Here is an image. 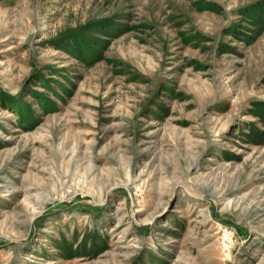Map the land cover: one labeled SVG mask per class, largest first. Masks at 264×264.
Listing matches in <instances>:
<instances>
[{
	"label": "rangeland",
	"instance_id": "1",
	"mask_svg": "<svg viewBox=\"0 0 264 264\" xmlns=\"http://www.w3.org/2000/svg\"><path fill=\"white\" fill-rule=\"evenodd\" d=\"M259 104L264 0H0V264H264Z\"/></svg>",
	"mask_w": 264,
	"mask_h": 264
},
{
	"label": "trees",
	"instance_id": "2",
	"mask_svg": "<svg viewBox=\"0 0 264 264\" xmlns=\"http://www.w3.org/2000/svg\"><path fill=\"white\" fill-rule=\"evenodd\" d=\"M257 107H258L257 116L262 119V123L264 125V105L259 104V105H257ZM241 135L243 136L244 141H249V142H252V143H256V142L257 143H264V135H263V133L258 132V131L255 132L254 129H251L250 133H241ZM254 138H256L258 140L261 138V140L258 141V140H255Z\"/></svg>",
	"mask_w": 264,
	"mask_h": 264
}]
</instances>
